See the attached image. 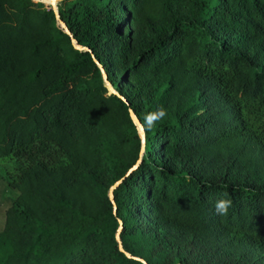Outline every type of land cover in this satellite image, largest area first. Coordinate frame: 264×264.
Here are the masks:
<instances>
[{"label": "trees", "instance_id": "16d2710c", "mask_svg": "<svg viewBox=\"0 0 264 264\" xmlns=\"http://www.w3.org/2000/svg\"><path fill=\"white\" fill-rule=\"evenodd\" d=\"M43 1L0 0V264H264V0L60 1L87 50Z\"/></svg>", "mask_w": 264, "mask_h": 264}, {"label": "water", "instance_id": "95a60500", "mask_svg": "<svg viewBox=\"0 0 264 264\" xmlns=\"http://www.w3.org/2000/svg\"><path fill=\"white\" fill-rule=\"evenodd\" d=\"M47 1H48V3H49V4H47V5H49V6L51 7V9H52V11H53V13H54L55 19H56L57 21H59V26L63 29V31H64L65 33L68 34V36H69V38H70V41H71V43L73 44V46H74L75 48H77V49H80V50H87L86 48L81 47V46H78V45L75 43V41H74L73 38H72V35H71L70 32L67 30V28L65 27L64 23L58 19V14H57V9H56V4L59 3V2L62 1V0H47ZM94 61H95L96 65H97V67L99 68V70L101 71L102 80H103V82L105 83V86H106V88H107V90H108V93H113V94H115L116 96H118L123 102H126V100H125L121 95H118V94H117V93L111 88V86L109 85V83L106 81V77H105V75H104V73H103V71H102V66H101L96 60H94ZM129 116H130L131 121L133 122V124H134L135 127H136L137 134H138V137H139V139H140V153H141L142 150H143V145H144L143 129H142V127H141V125H140L138 119L134 116V114L131 112V110H129ZM132 168H133V167H132ZM129 170H130V169H129ZM129 170H128V171H129ZM119 181H120V180H117V181H116V182H115V183L109 188V191H108V197H109V199H110L111 202H112L111 190L113 189V187H115V186L119 183ZM112 203H113V202H112ZM113 207H114V205H113ZM119 225H120V222H119ZM115 238H116V240L118 241V247H119V249L121 250V248H120V244H119V240H118V234H117V233L115 234ZM126 255H127V254H126ZM127 256H128V255H127ZM140 261H142V260H140ZM142 262H143V261H142Z\"/></svg>", "mask_w": 264, "mask_h": 264}, {"label": "clouds", "instance_id": "9594fccd", "mask_svg": "<svg viewBox=\"0 0 264 264\" xmlns=\"http://www.w3.org/2000/svg\"><path fill=\"white\" fill-rule=\"evenodd\" d=\"M166 115V109L163 107H159L154 112L148 113L145 117L146 128L150 130L158 121L164 119ZM231 206L232 201L230 199H220L216 201L214 208L217 215L227 216Z\"/></svg>", "mask_w": 264, "mask_h": 264}, {"label": "rangeland", "instance_id": "374dc122", "mask_svg": "<svg viewBox=\"0 0 264 264\" xmlns=\"http://www.w3.org/2000/svg\"><path fill=\"white\" fill-rule=\"evenodd\" d=\"M56 22L59 25V21L56 20ZM5 164L6 165H0V175L3 174V171L12 164V160L5 162ZM16 195L17 192L11 187H9L2 179H0V230L3 224L4 211L11 204L12 200L16 197Z\"/></svg>", "mask_w": 264, "mask_h": 264}, {"label": "bare ground", "instance_id": "6f19581e", "mask_svg": "<svg viewBox=\"0 0 264 264\" xmlns=\"http://www.w3.org/2000/svg\"><path fill=\"white\" fill-rule=\"evenodd\" d=\"M39 1H42V0H39ZM43 2H46V3H48V1H47V0H45V1H43Z\"/></svg>", "mask_w": 264, "mask_h": 264}]
</instances>
